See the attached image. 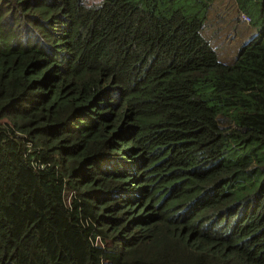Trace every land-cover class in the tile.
I'll return each mask as SVG.
<instances>
[{
    "label": "trees",
    "instance_id": "1",
    "mask_svg": "<svg viewBox=\"0 0 264 264\" xmlns=\"http://www.w3.org/2000/svg\"><path fill=\"white\" fill-rule=\"evenodd\" d=\"M214 0H0V264H264V0L231 63Z\"/></svg>",
    "mask_w": 264,
    "mask_h": 264
},
{
    "label": "rangeland",
    "instance_id": "2",
    "mask_svg": "<svg viewBox=\"0 0 264 264\" xmlns=\"http://www.w3.org/2000/svg\"><path fill=\"white\" fill-rule=\"evenodd\" d=\"M239 10L235 0H214L202 31L204 38L218 51V59L225 63L233 61L237 47L254 32L250 22L246 24L237 18Z\"/></svg>",
    "mask_w": 264,
    "mask_h": 264
},
{
    "label": "built area",
    "instance_id": "3",
    "mask_svg": "<svg viewBox=\"0 0 264 264\" xmlns=\"http://www.w3.org/2000/svg\"><path fill=\"white\" fill-rule=\"evenodd\" d=\"M240 18L242 19V21L244 22V23H246V24H249V22L251 21V19H250V17L247 15V14H245V13H240Z\"/></svg>",
    "mask_w": 264,
    "mask_h": 264
},
{
    "label": "clouds",
    "instance_id": "4",
    "mask_svg": "<svg viewBox=\"0 0 264 264\" xmlns=\"http://www.w3.org/2000/svg\"><path fill=\"white\" fill-rule=\"evenodd\" d=\"M238 12H239V15H240V13H242V11H241V10H239ZM243 13H244V12H243ZM239 15H238V17H237V18H238L239 20H241V21H242V19L240 18V16H239ZM242 22H243V21H242ZM242 22H241V23H242ZM237 48H238V47H237ZM217 52H218V51H217Z\"/></svg>",
    "mask_w": 264,
    "mask_h": 264
}]
</instances>
